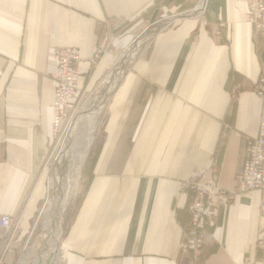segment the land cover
<instances>
[{"label":"crops","instance_id":"obj_1","mask_svg":"<svg viewBox=\"0 0 264 264\" xmlns=\"http://www.w3.org/2000/svg\"><path fill=\"white\" fill-rule=\"evenodd\" d=\"M156 1L0 0V214L21 213L24 232L44 200L53 49L75 46L89 59L114 33L113 50H123L140 25L177 10ZM247 7L210 0L157 31L133 62L110 99L90 185L61 241L64 264H186L178 249L189 223L180 182L198 168L235 189L247 141L258 134L262 103L253 82L264 74V39L247 22ZM220 22L227 28L217 37ZM263 198L251 191L222 212L204 264H244L247 254L264 264L255 247Z\"/></svg>","mask_w":264,"mask_h":264},{"label":"built area","instance_id":"obj_2","mask_svg":"<svg viewBox=\"0 0 264 264\" xmlns=\"http://www.w3.org/2000/svg\"><path fill=\"white\" fill-rule=\"evenodd\" d=\"M201 1L199 0L198 4ZM246 1L247 22L254 27L255 35L264 39V0ZM185 13L166 16V18L175 19ZM162 18L164 17L159 19ZM225 28H227L226 23H218L214 35L220 37ZM114 39V33L106 35L89 59H85L81 50L75 46L53 49V70L50 75L55 86L53 140L61 136L75 110L80 107L84 91L88 90L103 58L110 54L108 52ZM253 92L262 103L258 134L247 141L244 164L236 188L223 189L216 178L209 180L206 173L198 168L179 184L178 198L185 200L189 213V223L182 233L178 248L179 253L185 257L186 264H198L204 250L214 243V230L219 225L222 212L230 204L242 200L251 191L264 194V74L253 82ZM237 94L239 90L233 95V101L236 100ZM210 167L216 175L218 163L215 159L211 160ZM22 216V214L16 216L0 214V264H11L7 262V256L10 252H14ZM260 217H264V198L260 203ZM255 247L264 252V229L259 233ZM246 261L252 264L255 259L247 254Z\"/></svg>","mask_w":264,"mask_h":264},{"label":"bare ground","instance_id":"obj_3","mask_svg":"<svg viewBox=\"0 0 264 264\" xmlns=\"http://www.w3.org/2000/svg\"><path fill=\"white\" fill-rule=\"evenodd\" d=\"M206 2L208 3V0H202L194 9L175 19L166 17L159 19L139 32L123 49V54L107 68L99 89L75 110L45 165L44 173H47L48 166L49 172L47 178L45 177L47 184L45 203L40 211L44 219L42 245L35 255L23 253L18 264H58L61 262L59 260L62 255L63 215L70 200L79 191L81 172L93 145L97 127L100 124L99 119L105 116L112 94L116 92L132 62L140 58L149 48L157 31L164 29L176 19L193 16ZM23 220L22 217L21 224Z\"/></svg>","mask_w":264,"mask_h":264},{"label":"rangeland","instance_id":"obj_4","mask_svg":"<svg viewBox=\"0 0 264 264\" xmlns=\"http://www.w3.org/2000/svg\"><path fill=\"white\" fill-rule=\"evenodd\" d=\"M195 2H196L195 4H197L199 2V0H195ZM192 9H194V8H192ZM187 11H189V10H184V11H177L176 10V11H173L172 13H168L167 15H165V14L163 15V13H164L163 12L162 15L159 18L164 17V16L165 17L166 16L167 17L168 16H173V15H177V14L184 13V12H187ZM148 25H150V24H147V23L146 24H142L137 29H135L133 31V35L134 36L132 38H134L139 32H141ZM112 44H111V48L109 49L108 53L113 54L114 56L111 55L110 62L108 64H106L105 66H102V64L100 65L101 68H100L99 72L97 71L98 74L96 73V75L94 76V78L90 82L88 90L84 91L81 105H82V103L84 102L85 99H87V101H88L89 97L94 95L96 90L99 89V86H100L101 82H103V80H104V76L106 74L107 68L111 64L115 63V61L123 54L124 50L114 51L113 47H112ZM133 62H132V64H133ZM132 64H131V66H132ZM111 98H112V96H111ZM109 103H110V101H109ZM108 106H109V104H108ZM83 109H84V107L81 109V111ZM107 117H108V108H107V112H106L105 116H102L99 119V123L100 124H98L96 135H95V139H94L93 145H92V147L90 149V152H89L90 156L88 155L89 158L87 157L88 160L90 159L91 155L96 151V149L102 144V142L105 139V135H106L105 134V126H106V122H107ZM59 139L60 138H54V140H53V142L51 144V149L49 151V156L53 153L54 148L56 147V144L58 143ZM49 156H48V158H49ZM48 158H47V160H48ZM47 160H46V163H47ZM86 163L84 165H86ZM84 168H85V166H84ZM48 170H49V166H48V168L46 170L47 173H44L46 178L48 176V172H49ZM82 170L84 172V169H82ZM83 172H81L82 176H81V180H80L81 182L79 184V191L77 192V195L70 200V203H69V205H68V207H67V209H66V211H65V213L63 215L61 241L63 240V236H64V240H65L67 229H68L69 225L71 224V221L73 220L74 214H75V212L77 210L76 209L77 202L84 194ZM43 185H44V194H43L44 200L40 204L39 211L36 214L35 218L33 219L30 229L28 231L24 232L22 227H21V225H20L19 230H18V238H17V241H16V245L14 247V252H10L8 254V256H7V262L8 263L18 264V262H19L20 258L22 257L23 253H31L32 255L37 254L39 248L42 245L41 244L42 243V239L41 238H42V235L44 233V219L41 216L40 211H41V209L44 206L45 198H46V192H47L46 191L47 190V184H46L45 178L43 180V183L41 184V189H43L42 188ZM39 191H40V189H39ZM29 196H30V194L26 195L24 207L26 206L27 201L29 200ZM19 214H21V213H19ZM64 232H65V235H64ZM50 242H52V240ZM60 258L61 259L59 261L62 262V260H63L62 256H60ZM61 262L58 263V264H63ZM255 263H256V260L252 264H255ZM244 264H251L250 262L246 261V255L244 257Z\"/></svg>","mask_w":264,"mask_h":264},{"label":"trees","instance_id":"obj_5","mask_svg":"<svg viewBox=\"0 0 264 264\" xmlns=\"http://www.w3.org/2000/svg\"><path fill=\"white\" fill-rule=\"evenodd\" d=\"M195 3H196L195 0H157L155 5L158 7H167L168 9H170L172 7H177V11H184V10H189V9L194 8ZM234 106H235V104H234V102H232V104L230 106L231 107L230 108L231 114L234 111ZM99 148L100 147H98L96 149V151L91 155L89 160L87 159L88 161L86 160L87 163L85 162L86 163L85 168L83 167L84 172H83V170H82V172H83V178H84V193L87 190L88 186L90 185L92 168H93L94 163L98 157ZM81 200H82V197L78 200L77 205H76V209L79 207ZM215 250H216V247H214V246L211 248L207 247L205 249V251L203 252L201 258H200L199 264H204L208 255Z\"/></svg>","mask_w":264,"mask_h":264},{"label":"water","instance_id":"obj_6","mask_svg":"<svg viewBox=\"0 0 264 264\" xmlns=\"http://www.w3.org/2000/svg\"><path fill=\"white\" fill-rule=\"evenodd\" d=\"M153 23H154V22H153ZM153 23H152V24H153ZM150 25H151V24H150Z\"/></svg>","mask_w":264,"mask_h":264}]
</instances>
